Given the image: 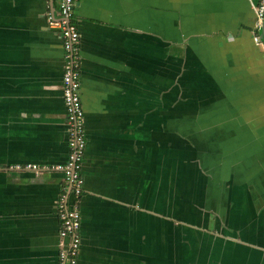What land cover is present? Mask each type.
<instances>
[{
	"label": "crops",
	"instance_id": "1",
	"mask_svg": "<svg viewBox=\"0 0 264 264\" xmlns=\"http://www.w3.org/2000/svg\"><path fill=\"white\" fill-rule=\"evenodd\" d=\"M75 1L78 264H264L259 0ZM50 18L59 0H0V264H59L69 146Z\"/></svg>",
	"mask_w": 264,
	"mask_h": 264
},
{
	"label": "built area",
	"instance_id": "2",
	"mask_svg": "<svg viewBox=\"0 0 264 264\" xmlns=\"http://www.w3.org/2000/svg\"><path fill=\"white\" fill-rule=\"evenodd\" d=\"M75 0H59V18H50L49 25L59 30L64 52L63 100L66 107V125L69 157L65 165L53 169L64 173L65 185L57 200L56 212L59 219V264H78L81 249V195L84 177L83 159L86 151L85 116L81 102V56L80 33L74 20ZM256 19L261 27L264 19V0L255 7ZM259 42V35L255 36ZM262 44V43H260ZM28 168L38 170L37 166Z\"/></svg>",
	"mask_w": 264,
	"mask_h": 264
},
{
	"label": "water",
	"instance_id": "3",
	"mask_svg": "<svg viewBox=\"0 0 264 264\" xmlns=\"http://www.w3.org/2000/svg\"><path fill=\"white\" fill-rule=\"evenodd\" d=\"M258 35H259V42L262 43V45L264 46V19L261 24V27L259 28Z\"/></svg>",
	"mask_w": 264,
	"mask_h": 264
},
{
	"label": "flooded vegetation",
	"instance_id": "4",
	"mask_svg": "<svg viewBox=\"0 0 264 264\" xmlns=\"http://www.w3.org/2000/svg\"><path fill=\"white\" fill-rule=\"evenodd\" d=\"M83 193H84V191H83ZM83 193H82V195H81V198L83 197Z\"/></svg>",
	"mask_w": 264,
	"mask_h": 264
},
{
	"label": "rangeland",
	"instance_id": "5",
	"mask_svg": "<svg viewBox=\"0 0 264 264\" xmlns=\"http://www.w3.org/2000/svg\"><path fill=\"white\" fill-rule=\"evenodd\" d=\"M191 166H192V164H191Z\"/></svg>",
	"mask_w": 264,
	"mask_h": 264
}]
</instances>
